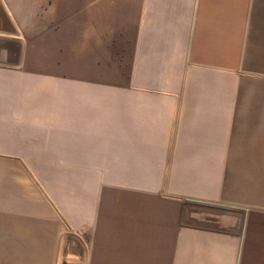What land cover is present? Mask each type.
<instances>
[{
	"label": "crops",
	"instance_id": "0c3cea01",
	"mask_svg": "<svg viewBox=\"0 0 264 264\" xmlns=\"http://www.w3.org/2000/svg\"><path fill=\"white\" fill-rule=\"evenodd\" d=\"M0 264H264V0H0Z\"/></svg>",
	"mask_w": 264,
	"mask_h": 264
},
{
	"label": "water",
	"instance_id": "95a60500",
	"mask_svg": "<svg viewBox=\"0 0 264 264\" xmlns=\"http://www.w3.org/2000/svg\"><path fill=\"white\" fill-rule=\"evenodd\" d=\"M7 32H10V31H7Z\"/></svg>",
	"mask_w": 264,
	"mask_h": 264
},
{
	"label": "rangeland",
	"instance_id": "374dc122",
	"mask_svg": "<svg viewBox=\"0 0 264 264\" xmlns=\"http://www.w3.org/2000/svg\"><path fill=\"white\" fill-rule=\"evenodd\" d=\"M38 30H39V28H38Z\"/></svg>",
	"mask_w": 264,
	"mask_h": 264
}]
</instances>
